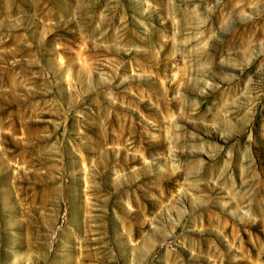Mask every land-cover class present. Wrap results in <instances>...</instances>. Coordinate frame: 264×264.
I'll return each mask as SVG.
<instances>
[{
  "label": "rangeland",
  "instance_id": "rangeland-1",
  "mask_svg": "<svg viewBox=\"0 0 264 264\" xmlns=\"http://www.w3.org/2000/svg\"><path fill=\"white\" fill-rule=\"evenodd\" d=\"M0 264H264V0H0Z\"/></svg>",
  "mask_w": 264,
  "mask_h": 264
}]
</instances>
